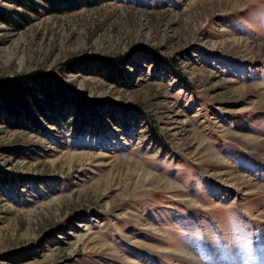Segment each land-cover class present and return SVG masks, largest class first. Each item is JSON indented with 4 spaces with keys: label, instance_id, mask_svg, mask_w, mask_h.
<instances>
[{
    "label": "rangeland",
    "instance_id": "rangeland-1",
    "mask_svg": "<svg viewBox=\"0 0 264 264\" xmlns=\"http://www.w3.org/2000/svg\"><path fill=\"white\" fill-rule=\"evenodd\" d=\"M93 1L0 0V78L60 70L99 110L0 118V264H264V0Z\"/></svg>",
    "mask_w": 264,
    "mask_h": 264
},
{
    "label": "trees",
    "instance_id": "trees-1",
    "mask_svg": "<svg viewBox=\"0 0 264 264\" xmlns=\"http://www.w3.org/2000/svg\"><path fill=\"white\" fill-rule=\"evenodd\" d=\"M19 3L21 8L27 7L34 12L42 9V11L45 12L47 11L52 12L53 14H59L92 6L94 1L26 0L25 3ZM14 14L19 16L18 12L16 11L8 12L6 10L0 9V19H2V22L4 21L3 23L6 25L15 24L16 17ZM125 59V57H120L117 60L105 59L102 62L104 63L103 66L98 64V67H92H95L96 69L99 68L100 71L103 69L105 73L109 68L113 67L115 69L113 72L115 74L114 77L118 78L120 76L119 69L122 68L121 66L126 61ZM104 72L96 73L94 70L93 73L102 76L104 79H107L108 77ZM60 74V70L52 72H39L38 69L27 74L22 73L19 75H12L11 77L7 76L5 78H0V118H4V116L8 115L12 118V121L16 119L18 124L38 135H46L47 130L45 126L50 128H60L63 124L71 126L72 124L67 120L72 118L71 120L75 122V116L72 112L76 110L80 114V123H84L86 120L94 118L95 110L96 112L99 110L98 107H95L93 100L88 98L85 92L77 89H74L75 92L72 95L66 93V85L69 86L70 83L66 82L65 79L60 76ZM1 79H3V81ZM108 79L110 80V78ZM36 84L40 87V89L35 86ZM72 87L74 88V86ZM38 100L41 101V103H44L40 105ZM60 101H65L70 104L68 106L64 105L62 112H60L56 106H54V103L57 104L60 103ZM29 107L33 112L29 111ZM134 111L135 110H131L127 107H117L112 111L113 114H116L109 120L114 121V118L117 117L118 124L116 123L115 125L121 126L122 123H124V120L128 125L129 121L127 118L130 116L132 117L133 115L135 116ZM75 132L77 133V131ZM1 175L10 179L12 184H18L20 182L19 175H15L14 173L7 171L5 172L0 166V178H4Z\"/></svg>",
    "mask_w": 264,
    "mask_h": 264
},
{
    "label": "bare ground",
    "instance_id": "bare-ground-1",
    "mask_svg": "<svg viewBox=\"0 0 264 264\" xmlns=\"http://www.w3.org/2000/svg\"><path fill=\"white\" fill-rule=\"evenodd\" d=\"M149 177L147 176L146 178H145V180L147 181V179H148ZM192 260V262H190L191 264H197V261H196V259H195V257L194 256H192V258H191Z\"/></svg>",
    "mask_w": 264,
    "mask_h": 264
},
{
    "label": "clouds",
    "instance_id": "clouds-1",
    "mask_svg": "<svg viewBox=\"0 0 264 264\" xmlns=\"http://www.w3.org/2000/svg\"><path fill=\"white\" fill-rule=\"evenodd\" d=\"M244 264H248V262H247V261H245V262H244Z\"/></svg>",
    "mask_w": 264,
    "mask_h": 264
}]
</instances>
